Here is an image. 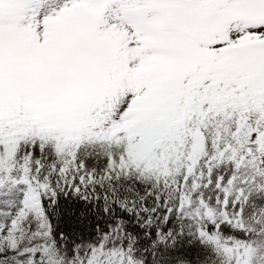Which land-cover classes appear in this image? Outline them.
Returning a JSON list of instances; mask_svg holds the SVG:
<instances>
[{
    "label": "snow or ice",
    "instance_id": "6c2138e0",
    "mask_svg": "<svg viewBox=\"0 0 264 264\" xmlns=\"http://www.w3.org/2000/svg\"><path fill=\"white\" fill-rule=\"evenodd\" d=\"M0 264H264V0H0Z\"/></svg>",
    "mask_w": 264,
    "mask_h": 264
}]
</instances>
